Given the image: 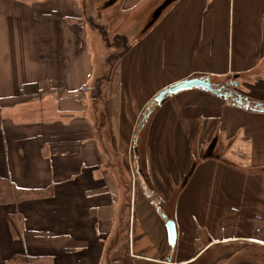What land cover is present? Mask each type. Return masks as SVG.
Returning <instances> with one entry per match:
<instances>
[{
    "label": "crops",
    "instance_id": "0c3cea01",
    "mask_svg": "<svg viewBox=\"0 0 264 264\" xmlns=\"http://www.w3.org/2000/svg\"><path fill=\"white\" fill-rule=\"evenodd\" d=\"M114 1L0 0V178L52 190L0 204V264H193L225 243L264 248L262 111L201 88L167 96L145 151L162 198L133 191L124 209L123 182L139 120L162 89L236 80L264 102V0H177L106 78L95 73L96 14ZM100 78H116L111 111L102 84L93 88ZM158 202L176 222L173 251Z\"/></svg>",
    "mask_w": 264,
    "mask_h": 264
},
{
    "label": "rangeland",
    "instance_id": "374dc122",
    "mask_svg": "<svg viewBox=\"0 0 264 264\" xmlns=\"http://www.w3.org/2000/svg\"><path fill=\"white\" fill-rule=\"evenodd\" d=\"M93 1L96 3L100 0ZM146 1L147 0H122L121 4H119L118 1H114L116 6L112 2V7L109 5L110 8H108L107 11H104L103 15L102 10L97 9L96 22L102 25L98 27L99 38L97 42L101 40L103 44L101 47L96 41L94 43L95 49L100 51L96 56L95 62V73L97 75L106 76V78H108V71L116 72L114 67L117 63L118 55L127 46H129L134 38L142 34L147 24L151 21L156 9L164 2V0L155 1V5L150 10V12L147 13L148 11H146L145 8ZM122 4L123 6L127 4L126 8L128 9L121 8L120 5ZM101 9H106V6L102 7ZM100 19H103V21H99ZM103 57H106V59H103ZM114 77H116L115 73ZM224 83H226V80L221 82L222 85ZM101 84L103 89L107 91L108 98L106 99L108 100V106L111 111L112 107L114 108V106L117 105V101L113 99V95L115 94L114 92L118 89L116 78H113L110 81L109 79L105 80L104 78H100L97 82V85H93V88L95 90H97L96 88L100 89L97 86H101ZM210 144L211 143L209 142L203 146L200 156L206 155ZM137 146V152L139 156H141V160L136 162L134 159L132 166L129 168L130 172H128V174H126L125 178L123 179L126 191L128 192L127 198L131 201L133 191H142L145 193H151L153 198L156 200L158 198L160 199L162 198V194L160 192L161 188H159L157 181L152 179L148 171L147 160L145 158L147 143H145L142 139L140 140V143L137 144ZM196 162L197 160L195 158L189 159L186 168V175L190 167ZM141 169L143 170L142 172ZM178 189H180L179 185L174 191L165 194L170 197V200H173ZM126 219H128V217L123 219L124 226L119 231L126 232L128 229V221ZM125 242L126 240L124 235L121 240V252H118L121 254V256L124 255L125 248L127 247ZM116 259H119V257L116 256ZM125 259L128 260L129 257L127 256ZM127 260L126 262H128ZM193 264H264V248L258 247L257 245H254L248 241L225 243L207 251L205 255H203Z\"/></svg>",
    "mask_w": 264,
    "mask_h": 264
},
{
    "label": "water",
    "instance_id": "95a60500",
    "mask_svg": "<svg viewBox=\"0 0 264 264\" xmlns=\"http://www.w3.org/2000/svg\"><path fill=\"white\" fill-rule=\"evenodd\" d=\"M175 1L177 0H164V2L156 9L151 21L147 24L145 30L153 26V24L159 18L163 10ZM232 83L233 82H229L227 86L223 87L217 86L213 81L210 80L209 77H197L192 79H186L162 89L155 96L153 102L161 104L167 96L178 93L179 91L192 88H201L215 92L218 96L222 97L225 100H228L232 104L241 105L256 111L264 112V102L250 99L242 93L234 91L231 87ZM142 171L143 170L141 169V172ZM163 216L166 218V227L168 232L169 243L171 245V248L174 249L177 244L178 237L176 222L173 218H167V215L165 213H163ZM167 260L172 261V256L169 255Z\"/></svg>",
    "mask_w": 264,
    "mask_h": 264
},
{
    "label": "trees",
    "instance_id": "16d2710c",
    "mask_svg": "<svg viewBox=\"0 0 264 264\" xmlns=\"http://www.w3.org/2000/svg\"><path fill=\"white\" fill-rule=\"evenodd\" d=\"M169 7H170V5L163 10V12L159 16V18L164 14V12ZM159 18L155 21V23L159 20ZM143 32H145V30ZM128 48H129V46H127L118 55L117 59H119L128 50ZM96 89H97L96 92L100 93V90L98 88H96ZM106 104H107L106 106L108 108L109 107L108 102ZM159 106H160L159 103H155L152 107L148 108L145 111V113L141 116V118L139 120L137 130H136V136L134 139V147H133L134 148V157H135L136 162L141 160V156H139V154L137 152L138 151L137 144H139L140 140H142V139L146 143L147 136H148L150 129H151L152 119H153L154 113L156 112V110L158 109ZM137 158H138V160H137ZM194 165L190 167L186 177H188L191 174V172L193 171ZM51 193H52V190H50V189L39 190V189L19 188L16 184L11 182L10 180L5 179V178H0V204L10 203V202H19V201H23V200L30 199V198L47 196V195H51ZM129 207H130V200L128 198H126L125 203H124V209H126V208L128 209ZM160 208L167 215L168 218H171L167 209L164 206H162V204L160 205ZM123 218H125V217L122 216L121 221H123ZM171 250L173 251L172 248H171ZM172 251H171V256H172Z\"/></svg>",
    "mask_w": 264,
    "mask_h": 264
},
{
    "label": "flooded vegetation",
    "instance_id": "af4514ba",
    "mask_svg": "<svg viewBox=\"0 0 264 264\" xmlns=\"http://www.w3.org/2000/svg\"><path fill=\"white\" fill-rule=\"evenodd\" d=\"M229 82H233L232 85H231V87H232V89H233L234 91H238V92H240L239 89H238V82H237L236 80H231V81L228 80V82L224 83L223 86H227V84H228Z\"/></svg>",
    "mask_w": 264,
    "mask_h": 264
}]
</instances>
